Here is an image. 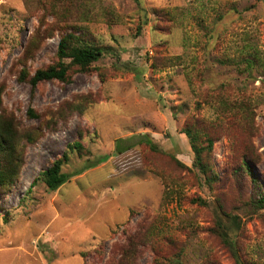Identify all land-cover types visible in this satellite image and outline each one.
Instances as JSON below:
<instances>
[{
    "label": "rangeland",
    "instance_id": "rangeland-1",
    "mask_svg": "<svg viewBox=\"0 0 264 264\" xmlns=\"http://www.w3.org/2000/svg\"><path fill=\"white\" fill-rule=\"evenodd\" d=\"M73 31L104 57L31 86ZM0 103L44 136L0 187V264H237L220 220L242 262L264 264V0H0ZM194 126L214 139L211 181ZM75 141L74 176L30 190Z\"/></svg>",
    "mask_w": 264,
    "mask_h": 264
},
{
    "label": "trees",
    "instance_id": "trees-1",
    "mask_svg": "<svg viewBox=\"0 0 264 264\" xmlns=\"http://www.w3.org/2000/svg\"><path fill=\"white\" fill-rule=\"evenodd\" d=\"M51 31L60 29V26L53 25L49 28ZM36 45V42H33ZM32 47H34L32 45ZM104 49L90 45L84 41L81 36H78L75 31L66 33L58 46L56 52L57 61L45 69H39L35 75L29 80L31 86L34 88L39 84L50 81L68 82L71 77V72L89 73L94 63H97L104 57ZM27 72H23L21 80H24ZM1 104V103H0ZM29 115L38 117L32 110ZM186 135L189 138L192 153L194 154V165L205 176L206 180L211 181L215 177V171L212 168L211 154L214 146V139L210 135L202 132L197 126L191 127L186 130ZM44 136L40 130L28 133L21 131L18 124L15 122L13 116H5L0 113V187H10L19 176L22 161L19 158L21 153L20 146L22 140H26L29 144H34L37 140L42 139ZM145 143L152 147L153 150L158 151L155 144L146 137ZM84 147L81 142L75 141L70 144L64 156L53 163V166L45 172L40 173L37 178L31 183L30 190L33 189L39 182H44L47 188L55 192L65 183H67L74 175H69L62 172L63 167L68 163L70 155L74 153L82 154ZM240 169H236L235 174L241 170L252 176L250 166L246 160L240 164ZM211 174V175H209ZM262 198L256 202L259 205L258 209H264V192H261ZM204 204V203H203ZM205 205V204H204ZM257 207V206H256ZM223 217L227 218L235 227H239L238 218L222 213ZM219 227V235L223 239L227 248H229L237 259V264H244L240 259L237 250V242L231 238L227 229L222 226ZM179 259L173 260L170 264H178Z\"/></svg>",
    "mask_w": 264,
    "mask_h": 264
}]
</instances>
